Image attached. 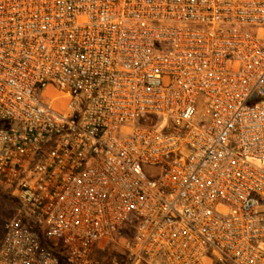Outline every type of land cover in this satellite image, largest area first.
I'll list each match as a JSON object with an SVG mask.
<instances>
[{
    "label": "built area",
    "instance_id": "1",
    "mask_svg": "<svg viewBox=\"0 0 264 264\" xmlns=\"http://www.w3.org/2000/svg\"><path fill=\"white\" fill-rule=\"evenodd\" d=\"M0 184V264H264V0H0Z\"/></svg>",
    "mask_w": 264,
    "mask_h": 264
},
{
    "label": "rangeland",
    "instance_id": "2",
    "mask_svg": "<svg viewBox=\"0 0 264 264\" xmlns=\"http://www.w3.org/2000/svg\"><path fill=\"white\" fill-rule=\"evenodd\" d=\"M256 163L260 166L263 164L261 162ZM17 206L18 202L15 200L13 190L4 184H0V237L3 234L5 223L16 214ZM124 234H130V230ZM103 243L107 247L102 255H99L98 260L101 264H129L126 252L117 238Z\"/></svg>",
    "mask_w": 264,
    "mask_h": 264
},
{
    "label": "crops",
    "instance_id": "3",
    "mask_svg": "<svg viewBox=\"0 0 264 264\" xmlns=\"http://www.w3.org/2000/svg\"><path fill=\"white\" fill-rule=\"evenodd\" d=\"M107 245L103 242L98 244L97 247L93 251V257L98 259L99 255H102V253L106 250Z\"/></svg>",
    "mask_w": 264,
    "mask_h": 264
},
{
    "label": "trees",
    "instance_id": "4",
    "mask_svg": "<svg viewBox=\"0 0 264 264\" xmlns=\"http://www.w3.org/2000/svg\"><path fill=\"white\" fill-rule=\"evenodd\" d=\"M15 200L17 201V199H15ZM62 262H63L62 264H67L66 259L64 257H62Z\"/></svg>",
    "mask_w": 264,
    "mask_h": 264
}]
</instances>
